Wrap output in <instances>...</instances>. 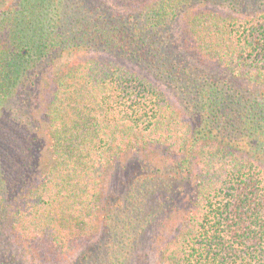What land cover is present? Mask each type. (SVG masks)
Listing matches in <instances>:
<instances>
[{"label":"trees","instance_id":"obj_1","mask_svg":"<svg viewBox=\"0 0 264 264\" xmlns=\"http://www.w3.org/2000/svg\"><path fill=\"white\" fill-rule=\"evenodd\" d=\"M0 264H264V0H0Z\"/></svg>","mask_w":264,"mask_h":264}]
</instances>
